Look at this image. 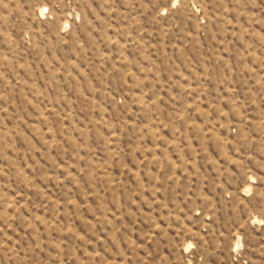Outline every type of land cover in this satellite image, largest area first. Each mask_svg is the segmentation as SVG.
I'll return each instance as SVG.
<instances>
[{
	"label": "rangeland",
	"instance_id": "1",
	"mask_svg": "<svg viewBox=\"0 0 264 264\" xmlns=\"http://www.w3.org/2000/svg\"><path fill=\"white\" fill-rule=\"evenodd\" d=\"M0 264H264V0H0Z\"/></svg>",
	"mask_w": 264,
	"mask_h": 264
}]
</instances>
